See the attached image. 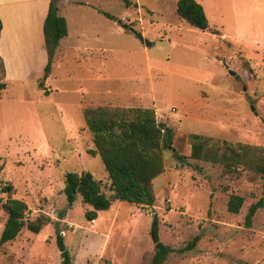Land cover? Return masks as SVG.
<instances>
[{
    "label": "rangeland",
    "instance_id": "rangeland-1",
    "mask_svg": "<svg viewBox=\"0 0 264 264\" xmlns=\"http://www.w3.org/2000/svg\"><path fill=\"white\" fill-rule=\"evenodd\" d=\"M54 1L71 35L56 52L46 87H39L38 57L22 80H8L0 59L7 84L0 91V179L14 187L12 197L27 202L31 219L45 213L51 223L0 245V264H62L58 232L74 264H151L154 213L161 241L175 249L164 264H264V207L245 226L264 176L243 168L227 173L220 164L191 158L189 137L264 146V0H197L207 30L178 15L179 0ZM13 12L32 38L24 8ZM84 104L154 108L156 119L175 129L182 156L165 151L153 207L122 203L108 248L97 229L109 230L120 202L99 211L92 224L85 215L91 206L81 197L70 205L63 192L67 172L88 170L110 193L103 162L88 152L94 143L80 111ZM233 194L245 199L237 214L228 210ZM10 195L0 191V238ZM196 235L194 249L179 251Z\"/></svg>",
    "mask_w": 264,
    "mask_h": 264
},
{
    "label": "trees",
    "instance_id": "trees-1",
    "mask_svg": "<svg viewBox=\"0 0 264 264\" xmlns=\"http://www.w3.org/2000/svg\"><path fill=\"white\" fill-rule=\"evenodd\" d=\"M177 13L191 26L207 30L209 19L204 6L197 0H179ZM106 15L112 18L111 14ZM3 21L0 17V38ZM69 33L67 19L59 14L54 0L51 1L48 15L44 22V37L48 53V63L45 74L39 80V87L45 88L55 55L61 43ZM7 87L0 74V91ZM50 90H46L49 95ZM80 111L90 132L94 147L88 152L99 157L109 175L108 194L104 190L102 180L88 171H70L65 176L63 189L68 203L72 205L78 197L90 205L85 215L89 220H95L99 211L109 210L115 202L136 204L142 208L153 207L156 196L153 181L165 171L164 153L170 150L178 158L182 157L174 147L175 129L165 122L158 121L152 107H120L102 105H81ZM191 154L193 159L220 164L224 171L232 173L239 168L252 170L264 176V146L258 147L243 142L223 140L210 144L206 136L197 133L190 134ZM0 191L13 193L14 187L3 185L0 179ZM244 197L231 195L228 210L239 213L244 203ZM8 215L0 238V245L15 240L27 229L39 234L51 223V218L41 213L36 218L29 217L30 208L23 199L11 195L3 203ZM264 207V184L261 198L253 203L245 218V226L251 227L257 211ZM151 236L155 244V253L151 264H164L168 256L175 251L173 247L161 241L160 222L157 213L153 214ZM200 236L196 235L186 247L179 251L192 250L196 247ZM57 246L62 256V264H74V257L68 249L64 237L57 234Z\"/></svg>",
    "mask_w": 264,
    "mask_h": 264
},
{
    "label": "crops",
    "instance_id": "crops-1",
    "mask_svg": "<svg viewBox=\"0 0 264 264\" xmlns=\"http://www.w3.org/2000/svg\"><path fill=\"white\" fill-rule=\"evenodd\" d=\"M49 5L50 0H0V17L3 21V29L0 38V59L5 67L8 80L11 78H19L22 80L26 75L28 76V68L32 67V60H34V57H38L37 62L41 66V74L38 79L42 78L44 68L48 63V53L44 37V22L48 15ZM18 7H23L24 12L26 13L24 16V23H26V19H28L33 25V34H31L32 38L26 36L28 33L26 24H24L23 27L18 26L19 24L17 23L16 15H14L15 13L13 12ZM60 14H63L65 17L64 12H61ZM68 27L69 33L61 40V42L71 35L69 22ZM60 46L61 43L59 48ZM17 57L20 59H16ZM29 58H33L31 59V65L28 61ZM122 203L123 202H120L116 209L109 230L104 232L97 229V237L101 238V240L107 239L105 242L106 248H108V243L112 235V227L118 217ZM141 210H143V208H141ZM92 224H97V220Z\"/></svg>",
    "mask_w": 264,
    "mask_h": 264
},
{
    "label": "water",
    "instance_id": "water-1",
    "mask_svg": "<svg viewBox=\"0 0 264 264\" xmlns=\"http://www.w3.org/2000/svg\"><path fill=\"white\" fill-rule=\"evenodd\" d=\"M125 27H127V26H125ZM131 30H132V32H133L138 38H140L141 41L145 42L148 46L151 45V42H150L149 40H146V39L143 37L142 34H140L138 31H136V30H134V29H131ZM172 148H173V146H170V149H172ZM154 209H155V208H154ZM154 211H155V210H154Z\"/></svg>",
    "mask_w": 264,
    "mask_h": 264
},
{
    "label": "built area",
    "instance_id": "built-area-1",
    "mask_svg": "<svg viewBox=\"0 0 264 264\" xmlns=\"http://www.w3.org/2000/svg\"><path fill=\"white\" fill-rule=\"evenodd\" d=\"M94 222H95V220L92 221V223H94Z\"/></svg>",
    "mask_w": 264,
    "mask_h": 264
}]
</instances>
